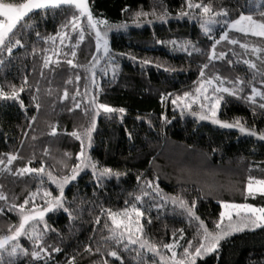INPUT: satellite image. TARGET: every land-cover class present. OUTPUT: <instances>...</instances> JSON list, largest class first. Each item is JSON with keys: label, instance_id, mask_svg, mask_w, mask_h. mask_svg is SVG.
Returning <instances> with one entry per match:
<instances>
[{"label": "trees", "instance_id": "obj_1", "mask_svg": "<svg viewBox=\"0 0 264 264\" xmlns=\"http://www.w3.org/2000/svg\"><path fill=\"white\" fill-rule=\"evenodd\" d=\"M87 3L94 18L106 19L111 25H127L108 33L115 74L109 60H102L93 85L92 75L84 67L90 65L96 52L95 34L87 26V17H82L84 39H79L80 29L73 31L71 27V17L79 13L68 5L29 14L11 35V43L19 39L22 46L13 48L11 55L6 47L0 51L3 61L0 88L6 92L13 86L24 89L19 94L23 107L18 100L0 99V158L7 163L8 153L18 156L10 166L11 172L0 170V191L6 197L0 200V235L8 234L9 226L19 224L20 213L13 205L23 203L27 197L28 211L33 203L43 210L48 206L47 200L60 195L47 174L51 172L58 178L72 174L73 165L78 163L76 153L81 150V141L72 133L82 134L92 126L95 117L91 143L85 137L84 147L97 165L96 174L91 167L82 168L76 179L64 185V207L72 212L73 218L69 219L64 208L46 213L43 222L33 225L43 232L46 222L50 229L43 232L45 252L33 261V242L26 235L21 236L19 243L28 249L29 255L17 256L13 264H69V258L72 264H172L173 252L177 253L176 259H182L189 240L193 241L191 250L195 251L199 243L198 221L190 220L170 198L162 197L179 195L189 206L196 199V215L210 230L219 219L220 201L264 207V194L250 195L245 189L249 176L264 180V140L210 120H198L186 108L182 115L180 100L176 105L172 102L184 92L196 93L200 68L207 64L203 79L213 78L211 86L205 85L207 94L215 92L219 85L217 76L225 79L224 87H232L227 81L237 78L244 82V90L237 96L222 94L218 119L232 123L240 118L246 127L257 132L264 130V109L259 107L264 99L260 96L254 98L255 102L247 99L253 86L264 92V37L228 30L224 22L236 19L241 11L259 19V11H264V7L258 11L257 6L264 4V0H191L193 4H210L213 11L227 10L228 15L213 26L209 35L200 28L199 9L189 10L188 0H87ZM153 10L157 16L167 13L166 19H156ZM137 12L149 15L139 18L141 22L137 24ZM182 12L188 15H178ZM148 20L152 23H147ZM226 30L227 39L215 49L217 55L224 52L225 57L209 61L212 44ZM60 31L68 33L63 44L57 35ZM48 37H55V42ZM173 40L181 45L190 42L200 51L174 49L169 43ZM233 40L237 43H230ZM241 44L254 45L262 51L254 55L251 48L246 50ZM71 46H75V57L70 55ZM45 49L51 58L48 67H42ZM67 59L84 67L70 66ZM145 59L151 63L143 65ZM245 60H251L256 68H249ZM77 75L81 77L79 81ZM69 78L70 83L65 84ZM66 87L69 94L61 100ZM34 95L36 101L32 99ZM94 95L98 104H108L117 111L100 110L96 114L88 103ZM74 100L82 101L81 107H75ZM192 107V111L200 109L199 104ZM120 108L125 111L119 112ZM53 125L55 134L51 131ZM42 163L43 174L13 175L17 168L25 165L40 168ZM104 168L121 175L97 179ZM147 181H152L153 188L159 185L161 196L146 187ZM46 191L52 195L46 197ZM142 191L150 194L136 201L135 196ZM30 192L35 196L29 197ZM133 206L143 213L139 219L143 232H137L133 239L142 235L158 245V253L141 248L140 243L129 244L127 235L119 243L110 238L113 227L110 212L122 213L126 208L131 212ZM121 216L127 221V214ZM132 220V227H137L134 213ZM165 243L175 247L169 251L163 248ZM110 251L117 256H109ZM3 260L9 264L7 254ZM196 264H264V227L231 233L220 241L215 252L197 257Z\"/></svg>", "mask_w": 264, "mask_h": 264}, {"label": "snow or ice", "instance_id": "obj_2", "mask_svg": "<svg viewBox=\"0 0 264 264\" xmlns=\"http://www.w3.org/2000/svg\"><path fill=\"white\" fill-rule=\"evenodd\" d=\"M61 5H68L74 7L75 10L79 13V15H73L71 17V27L73 31L76 29H80V36L79 39H84V30L83 26L81 25V18L87 17V26L95 34V43H96V52L93 53V60L90 62V65L87 67L81 65H75L73 59H67V64L73 67H84V71L86 73H91L92 75V83L95 85L96 80V69L98 65H100L102 60H109V66L112 67L113 74H115V66H114V56L111 53V49L109 48V41H108V33L113 28L120 29L126 28L127 25L125 23H120L116 25H111L106 19H96L94 18L92 11L89 9L87 0H23L22 3H6L4 0H0V51H2L5 47L9 55L12 54V49L15 48L17 45H21V41L19 39L15 40V43H11V35L15 34L14 30L20 25L26 17L33 13L34 10H47L49 8H58ZM264 7V4H260L257 6V10L259 8ZM188 8L189 10L199 9L200 13V28L205 35H209L212 32L213 26L218 24L222 17L228 15L227 10L221 8L219 11H213L210 4H203L200 3L193 4L191 0H188ZM137 20L135 23L139 24L141 17H147L149 13L147 12H137L136 14ZM152 15L161 21L166 19L167 13L157 16L155 10H153ZM181 16H187L188 12L178 13ZM259 19L254 18L252 14L245 15L243 11L240 12L239 16L236 19L231 20L228 22L225 20L224 22L227 23V29H235L239 32L247 34H252L256 37H264V11H259ZM147 23H152L151 20H148ZM65 28L67 25L64 26ZM57 35L61 38V44H63V39L65 36L68 35L66 31H60ZM39 36V33H37ZM212 39L211 36H209ZM47 39H52L55 42V37H48ZM227 39V30L224 33H221L219 40H215L212 44V50L208 53L209 61L215 59H222L225 57L224 52H220L219 55L216 54V46L220 43V41ZM7 41V43H6ZM157 43H164L163 41H157ZM169 43L172 44L174 49H180L185 52L189 51V48H193L194 51H200L199 49H195L194 46L191 45L190 42H184L181 45L178 41H170ZM230 43H237V41L233 40ZM242 48L248 50L251 48L252 53L255 55L262 51L261 48L256 47L254 45L249 44H241ZM72 51L70 55L72 57L76 56L75 46H71ZM33 51H37L35 48ZM47 49L44 50L46 53L44 56V64L42 67H48L51 63L50 56L47 55ZM57 54H59V50L57 49ZM69 55L65 53V56ZM123 55V53H121ZM191 55V52H189ZM135 59V57H132ZM3 61H0L2 63ZM59 63V61H57ZM150 60H143L142 64L147 65L150 64ZM231 63V62H229ZM245 64L249 66L251 69L256 68V64L253 63L251 60H245ZM159 67V65H157ZM208 67L207 64L201 66L200 68V80L199 86L196 87V95L192 96L189 92H184L183 99L187 100L191 97L189 103L184 104V107L181 108V114H184L185 108L189 111V113L194 116L198 120H211L213 124L220 125L221 127L225 128H236L241 133H246L251 136H257L260 140H264V130L257 132L254 128L250 129L246 127V125L241 121L240 118H236L234 122L229 123L225 120H220L217 117V111L220 107L221 101L223 100V93H227L231 96H237L240 92L244 90L243 84L244 82L237 78L235 81H227L228 83L232 84V87H224L225 79L219 76L215 77L217 81H219V85L215 88V92L217 95L209 96L208 88L205 85L211 86L213 84V78H209L207 81L203 79L205 74V69ZM105 74H106V70ZM81 77L79 75L76 76V80L79 81ZM71 78L68 81H65V84L70 83ZM25 83L27 82V78H25ZM23 87L15 88L13 86L10 92L4 91L0 88V99L3 100H18L19 101V94L23 91ZM39 91V89H37ZM204 93L203 95V102L200 101V94ZM68 89L67 87L64 89V95L60 97L61 100L65 99L68 96ZM78 94V93H77ZM256 96H260L264 99V92L259 91L256 87H252L251 94L247 97L249 101L255 102L254 98ZM33 101L37 100V97L34 95L32 97ZM161 99L163 100L164 97L162 96ZM181 100L180 97L173 100V104L176 105L177 101ZM21 107H23V101H19ZM82 101H75L74 106L79 108L81 107ZM96 111V114H99L100 110H103L105 113H113L117 111V109L111 108L108 104L97 103L95 95L92 97L90 101H88ZM195 103H199L201 111H192V106ZM37 109H39L40 105L36 104ZM261 109H264V103L259 105ZM87 111V110H86ZM119 112L123 113L125 109L120 108L118 109ZM164 119V117H161ZM95 127V117H93L92 126L88 127L84 130V132L77 133L73 132L72 135L75 136L78 140L81 141V150L80 152L76 153V160L78 163L73 165L72 167V174L63 176L61 178L55 177L52 175L51 172H48V179L52 181V183L56 184L57 188L60 190V195L55 196L51 200H47V207L43 208V210L37 209L35 203H33V207L31 211H28L25 206L29 203V199L26 197L23 203L13 205L14 208L19 210V224L17 226H9V233L6 235H0V264H4L3 257L5 254L9 257V264H13L14 259L19 255L28 256L29 251L27 248H24L19 243V238L21 236H27V238L33 242V251H31L32 260H39L41 258V253L45 252V248L42 245V237L43 232L49 231L47 223H44V230L39 231L33 227L34 224H38L44 221V216L49 211H52L56 208H64V211L68 214L69 219H72V212L64 207L63 201V192H64V185L68 184L71 180L76 179L78 172L82 168L91 167L93 169V174H96L97 165L95 162L91 160V157L87 155L84 147V138L86 137L91 143L92 138V130ZM52 134L56 133V127L52 126ZM67 155V154H65ZM7 163L3 158H0V170L11 172L10 166L13 164L14 160L18 159L17 155L12 153H8L6 155ZM25 173H37L43 174L44 173V166L43 163L41 164L40 168H31L25 165L23 168H17L16 172L13 175H24ZM116 175L119 177L120 173H113V170L110 168H104L100 171L99 176L97 179L103 176H111ZM43 176L41 175V179ZM137 181L141 180L140 176H137ZM146 187L151 189L155 192L156 196H161V191L159 189V185L157 184L155 188H153L152 181L146 182ZM246 191L250 195H254L255 193L259 192L264 194V180H256L253 183V178L249 176L248 183L246 186ZM150 193L147 191H142L141 195L135 196L136 201H141L142 196H147ZM29 197H34V193H29ZM44 195L49 197L52 195L50 192H45ZM131 195V194H130ZM163 199H171L172 204L174 206H178L182 211L186 212L190 220L198 221V246L195 247V251H192L191 248L193 246V241H188V247H184L183 250V258L176 259L177 253L173 252L172 254V264H196L197 257H201L208 253H213L219 248L220 241L225 237L229 236L233 232L242 231L246 228L255 229L258 227H264V207L257 208L252 204L248 203H229L226 201H220V206L222 209H226V211H221L219 213V219L213 222L214 228L212 230L209 229L207 224L204 220L200 219L199 216L196 215V199L191 201V205L189 206L188 202L183 199L179 195H173L171 197H162ZM5 194L0 191V200H5ZM233 212L236 213V219L233 220ZM132 213L135 214L136 220L135 223L137 227L133 228L132 224L134 221L132 220ZM243 213V215H241ZM127 214L128 219L127 222L123 219H118V216ZM143 213L141 212L139 207L133 206L131 212L126 208L123 210L122 213H111L109 218L112 220L113 227L110 229V238L115 239L117 243L123 240L124 236H128L129 244H136L140 243L141 248L147 251H153L158 253V245L153 243L147 239H144L143 236L137 237V239H133V236L137 233L143 232V226L139 224V219L142 217ZM225 218H227V223H225ZM14 228V230H13ZM123 229V231H120ZM183 230H181L182 233ZM202 233V234H201ZM128 245H125L127 248ZM175 247V244H163V248L168 249L171 251ZM58 251V249H54ZM109 256H117L115 251L108 252ZM69 264H72V259L69 258Z\"/></svg>", "mask_w": 264, "mask_h": 264}, {"label": "rangeland", "instance_id": "obj_3", "mask_svg": "<svg viewBox=\"0 0 264 264\" xmlns=\"http://www.w3.org/2000/svg\"><path fill=\"white\" fill-rule=\"evenodd\" d=\"M0 19H3V17H0ZM230 22V21H229ZM228 30H233V31H237V30H235V29H228ZM239 32V31H238ZM250 34V33H249ZM252 35V34H251ZM217 87V86H216ZM215 87V88H216ZM202 94V97H200V101L201 102H203V95H204V93H201ZM196 95V93L194 94V95H192V96H195ZM210 97L211 96H213V95H216L215 94V92H213V93H209L208 94ZM181 98V100L179 101V106H181L182 108L184 107V104H186V103H189L190 102V100H191V97L190 98H188L187 100H185V99H183V96L182 97H180ZM195 104H199V103H195ZM195 104H193V106L195 105ZM193 108V107H192ZM199 111H201V109H199L197 112H199ZM211 121V120H210ZM236 129V128H235ZM256 180H259V179H256ZM256 180H253V183H255V181ZM246 186H247V183H246ZM246 186H245V189H246ZM257 193H259V192H257ZM262 194V193H261ZM226 202H229V201H226ZM229 203H237V204H242V203H244V202H229ZM255 206V205H254ZM255 207H257V208H260V207H258V206H255ZM226 211V209H222L221 208V211ZM220 211V212H221ZM241 215H243V213H241ZM122 218H124L123 216H119L118 217V219H122ZM236 219V213L235 212H233V220H235ZM124 220V219H123ZM126 221V220H125ZM127 222V221H126ZM225 223H227V218H225Z\"/></svg>", "mask_w": 264, "mask_h": 264}, {"label": "water", "instance_id": "obj_4", "mask_svg": "<svg viewBox=\"0 0 264 264\" xmlns=\"http://www.w3.org/2000/svg\"><path fill=\"white\" fill-rule=\"evenodd\" d=\"M34 11H36V10H34Z\"/></svg>", "mask_w": 264, "mask_h": 264}]
</instances>
